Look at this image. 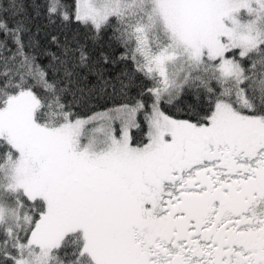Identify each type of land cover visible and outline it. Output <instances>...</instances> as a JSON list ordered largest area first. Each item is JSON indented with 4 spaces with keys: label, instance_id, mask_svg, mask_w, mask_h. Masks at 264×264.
<instances>
[{
    "label": "snow or ice",
    "instance_id": "snow-or-ice-1",
    "mask_svg": "<svg viewBox=\"0 0 264 264\" xmlns=\"http://www.w3.org/2000/svg\"><path fill=\"white\" fill-rule=\"evenodd\" d=\"M0 264H264V0H0Z\"/></svg>",
    "mask_w": 264,
    "mask_h": 264
},
{
    "label": "trees",
    "instance_id": "trees-1",
    "mask_svg": "<svg viewBox=\"0 0 264 264\" xmlns=\"http://www.w3.org/2000/svg\"><path fill=\"white\" fill-rule=\"evenodd\" d=\"M89 107L83 108L82 109V114H84V115H91V111H89ZM96 110H99V109H95V108L92 109V111H96ZM141 119H142V117H141Z\"/></svg>",
    "mask_w": 264,
    "mask_h": 264
},
{
    "label": "rangeland",
    "instance_id": "rangeland-1",
    "mask_svg": "<svg viewBox=\"0 0 264 264\" xmlns=\"http://www.w3.org/2000/svg\"><path fill=\"white\" fill-rule=\"evenodd\" d=\"M117 127H118V125H117Z\"/></svg>",
    "mask_w": 264,
    "mask_h": 264
}]
</instances>
